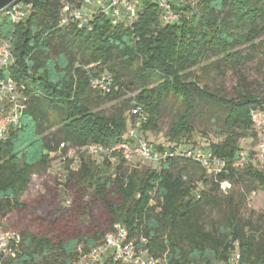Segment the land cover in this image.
Segmentation results:
<instances>
[{"label":"trees","instance_id":"obj_1","mask_svg":"<svg viewBox=\"0 0 264 264\" xmlns=\"http://www.w3.org/2000/svg\"><path fill=\"white\" fill-rule=\"evenodd\" d=\"M19 3L33 4L22 21H13L7 13L13 3L0 11V41L10 43L14 56V63L1 70L0 77L12 79L28 98L18 123L0 140V225L12 229L6 219L25 208L22 196L33 175L45 171L57 157L65 162L67 182L92 189L110 222L104 230L71 240L17 229L21 247L17 257L4 264H71L79 247L86 251L101 244L116 223L125 225L137 246L162 264H222L236 242L242 264H264V226L242 217L246 194L240 193L238 201L225 196L228 192L220 191L217 182L187 158L140 167V161L128 162L119 155L114 162L102 155L94 158L89 150L93 143L114 145L125 138L135 103L144 107L143 131L150 138L149 133L160 131L162 102L175 95L186 109L172 122L167 139H149L157 149L181 145L209 149L229 163L228 173L220 179L264 190V166L255 160V148L247 152L244 166H231L242 152L239 140L259 137L253 113L264 109V90L256 94L244 88L227 98L204 88L207 68L220 61L236 64L243 58L239 48L254 46L264 35V0H189L174 5L180 15L175 22L164 21L159 5L147 0L131 24H114L97 12L83 27L75 20L59 25L63 4L81 5L80 0ZM52 37L63 44L57 57L50 55ZM75 47L80 48L79 57L73 54ZM211 52L222 57L206 63ZM120 65L135 67L126 84L121 81ZM104 73L114 77L108 93L93 87L94 78ZM244 82L239 75L240 85ZM136 84L139 92L112 115L96 111L87 102L91 91L102 100H116ZM194 93L226 109L221 141H196ZM55 125L62 135L59 142L47 134ZM199 183L204 188L199 189ZM210 208L220 210L221 219L207 228L204 218Z\"/></svg>","mask_w":264,"mask_h":264},{"label":"rangeland","instance_id":"obj_2","mask_svg":"<svg viewBox=\"0 0 264 264\" xmlns=\"http://www.w3.org/2000/svg\"><path fill=\"white\" fill-rule=\"evenodd\" d=\"M179 4L180 1L175 0L173 6ZM60 41L58 37L51 38V56L57 57L59 50L63 49ZM239 49H242L243 58L236 61V64L220 61L206 69L207 86L204 87L205 90L227 98L237 96L244 88L256 94L264 90V35L256 40L254 46L244 45ZM73 54L79 57L80 48L75 47ZM221 57L222 55L216 57L211 52L207 56L206 63H212ZM118 68L122 83H128L134 74L135 67L120 65ZM239 75L245 79L242 85L239 83ZM138 92L139 84H136L127 89L122 98L105 101L100 95L91 91L87 102L91 108L109 116ZM192 103L196 141L204 144L221 141L224 138L220 134L227 113L226 109L201 98L196 93L192 95ZM185 109L186 104L177 96H166L160 107V131L149 133L150 138L148 139L155 140V142L167 139V131L172 122ZM47 134L55 141L59 142L62 139L57 125L51 127ZM239 143L241 151L248 152L256 149L257 140L248 136L241 138ZM68 154L71 155V152ZM95 156L97 155L93 157L96 158ZM133 161H140V167H145L150 163L140 158H134ZM64 165L63 159L57 157L51 161L45 171L33 175L28 190L22 196L25 208L13 211L6 219L9 228L23 229L30 233L54 238L61 236L66 240L82 238L85 234L91 235L95 231L107 228L110 219L103 204L93 197L92 189L78 188L74 182H67V171ZM233 184V189L225 196L232 195L234 200L238 201L240 193L246 194L242 217L253 224L259 223L264 226V190L252 189L249 183L242 184L233 181ZM204 219L207 228H212L213 224L220 221L221 211L207 209Z\"/></svg>","mask_w":264,"mask_h":264},{"label":"built area","instance_id":"obj_3","mask_svg":"<svg viewBox=\"0 0 264 264\" xmlns=\"http://www.w3.org/2000/svg\"><path fill=\"white\" fill-rule=\"evenodd\" d=\"M147 0H80L81 5L64 3L60 13V26L68 25L75 20L79 27L90 23L94 13L100 12L111 18L114 24L119 22L133 23L138 16V8ZM162 10V19L166 22H175L179 14L174 9L175 0H152ZM180 3L189 0H179ZM195 1V0H190ZM11 5V4H10ZM9 5V6H10ZM7 6L6 8H8ZM33 9L32 3H16L8 8L7 13L13 21H22L27 18ZM14 63V56L9 42L0 41V71ZM114 86V77L111 74H102L95 77L93 87L102 93H108ZM27 96L18 91L16 83L12 79L0 77V140L7 138L12 124L18 123L20 114L26 108ZM134 120L123 140L114 145L93 143L89 150L94 155L108 157L115 161L121 156L128 162L134 158H140L160 167L168 158L181 157L197 163L206 173L207 177L214 179L219 185L220 191H231L234 184L229 179H220L223 173H228L229 163L219 158L209 149L200 146H171L158 150L144 135L145 111L141 104L135 103L131 109ZM253 121L257 127L259 137L256 145V158L264 166V109L253 113ZM249 154L241 152L239 159L233 161L232 167H241L248 162ZM198 188H204L203 183ZM255 194V191L253 192ZM22 243V235L18 230L4 229L0 225V264L8 259L17 257V251ZM71 264H162L161 259L147 255L131 238L127 227L116 223L112 231L108 232L104 241L88 250L78 248V258ZM222 264H242L240 243H235V248L228 261Z\"/></svg>","mask_w":264,"mask_h":264},{"label":"water","instance_id":"obj_4","mask_svg":"<svg viewBox=\"0 0 264 264\" xmlns=\"http://www.w3.org/2000/svg\"><path fill=\"white\" fill-rule=\"evenodd\" d=\"M21 0H0V11L5 9L10 4H16L19 3Z\"/></svg>","mask_w":264,"mask_h":264}]
</instances>
